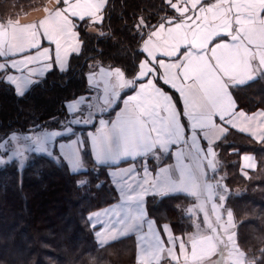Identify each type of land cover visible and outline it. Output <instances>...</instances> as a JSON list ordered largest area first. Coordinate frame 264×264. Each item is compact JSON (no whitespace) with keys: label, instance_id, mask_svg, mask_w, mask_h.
Returning a JSON list of instances; mask_svg holds the SVG:
<instances>
[{"label":"snow or ice","instance_id":"1","mask_svg":"<svg viewBox=\"0 0 264 264\" xmlns=\"http://www.w3.org/2000/svg\"><path fill=\"white\" fill-rule=\"evenodd\" d=\"M107 6L108 0H56V7L46 8L47 16L38 24L0 22V85L14 86L15 94L23 97L30 85L41 83L54 68L66 72L70 58L82 52L81 26L101 37L107 36L102 27ZM160 9L164 15L155 23L144 17L135 23L140 44L130 66H105L103 58L90 65L88 86L104 84L99 112L116 104L120 98L118 90L129 89L134 95L123 100L124 108L116 112L115 119L99 118L95 131L88 133V140L97 164H115L129 157L135 161L149 154L159 158L169 154L172 146L177 147L170 153L177 163L174 169L160 168L154 177L145 166L143 180L136 185L124 179L130 177L135 181V175L130 176L136 171L134 166L112 173L120 178L116 182L121 185V200L129 207L124 208L125 217L119 220L123 228L112 229L110 239L107 230L95 232L97 244L107 245L146 223L147 232L137 234L136 264H181V258L183 264H264V237H259L258 244L247 250L241 247L233 212L225 207V178L215 175V142L230 129L247 132L264 144V111L251 117L237 112L232 93L233 88L264 80V0H160ZM42 41H47V46ZM112 78L115 83L109 95ZM161 80L179 94L178 100L159 86ZM85 101L86 97L79 95L63 102L68 117L67 124L60 122L63 131H45L23 138L32 141L36 153L52 156L46 145L56 137L72 133L69 125L92 123L91 119L76 115ZM186 130H190V135L186 136ZM198 137L207 141L206 147H199ZM11 139L17 137L13 135ZM3 147L0 144V149ZM59 147L62 152L69 150L64 155L72 170L77 171L84 141L77 138ZM27 150L18 147L7 161L0 160V165L17 157L22 166ZM243 160L248 161L242 166V175L247 179L248 173L243 169H255L256 164L250 155ZM208 171L213 175L205 180ZM86 184L83 178L77 180L78 186ZM181 193L196 198L197 205L187 208L186 214L190 216L198 208L204 216V228L195 223L196 231L185 239L175 236L166 223L165 241L147 217L146 197L164 198ZM205 195L204 203H199ZM207 204L211 205L215 222ZM112 212L119 217V210L113 208ZM101 215H108V210L95 212L87 219L91 222ZM98 260L91 258V264H98Z\"/></svg>","mask_w":264,"mask_h":264},{"label":"trees","instance_id":"2","mask_svg":"<svg viewBox=\"0 0 264 264\" xmlns=\"http://www.w3.org/2000/svg\"><path fill=\"white\" fill-rule=\"evenodd\" d=\"M47 1L0 0V22L18 21L21 15L43 8ZM162 15L160 0H108L102 26L107 36L81 26L82 52L70 58L66 72L54 68L23 97H18L12 86L0 85V143L12 135L63 129L60 122L68 121L63 102L90 93V65L103 58L105 66H130L140 44L135 23L141 17L155 23ZM159 86L175 96L161 82ZM232 93L237 109L264 110V80L233 88ZM72 129L69 136L84 137L89 128ZM84 143V170L78 173H70L61 158L45 154L31 155L21 169L14 160L0 165V264H91V258H99L98 264H136L132 239L103 246L94 240L87 214L111 204L117 195L107 167L94 164L85 139ZM215 152V175L225 178L228 189L225 207L233 212L238 242L247 250L264 237V144L230 129L216 143ZM241 153H251L256 160L247 179L240 171ZM81 178L86 185H77ZM193 201L182 195L148 197L146 210L158 226L167 223L174 235H184L192 231L193 218L184 215L182 207Z\"/></svg>","mask_w":264,"mask_h":264},{"label":"crops","instance_id":"3","mask_svg":"<svg viewBox=\"0 0 264 264\" xmlns=\"http://www.w3.org/2000/svg\"><path fill=\"white\" fill-rule=\"evenodd\" d=\"M205 2H208V0H205ZM54 7H56V0H48L46 2V5L43 8H40V9H37V10H33V11H29V12L25 13L24 16H20L19 19H18V22H19V24L21 26L29 25V24H33V23H37L38 24L40 20L45 19L46 16H47V13L45 12V9L46 8L47 9H53ZM47 43H48L47 41H42V44L44 46H47ZM164 59L167 60L166 57H164ZM0 62H3V58H0ZM56 69L59 70L58 68H56ZM13 74H17L18 75V73H13ZM88 75H87V77H88ZM97 79H99V77H97ZM114 81H115L114 78H112L110 80L109 95H111V91H112L111 85L114 84L113 83ZM160 82L163 84V81L162 80ZM165 86H167L170 89V91H172L175 94V96H176V98L178 100L179 99V94L176 93L175 90L172 89L169 85H165ZM12 87L14 88V86H12ZM88 88H89L90 93L87 94V95H84L86 97V101L81 106H84V105L90 103L91 102L90 101V98H92L94 95H95V97H98V99H99L98 100L99 106L100 107L103 106V101H102L101 98L104 96V84L101 82L98 87H92V88H90L88 86ZM14 90H15V88H14ZM118 91L120 92V98L117 100L116 104H114L111 107V109H113L112 112L109 111V109H110L109 108L108 111H106V112H103V113L99 112V113L95 114L94 115V118H93V125L87 126L89 129H87L85 131L84 137L81 136L80 134H74L72 136H69L70 134H68V135L60 136V137L67 136V137L62 138V139H59L60 137H56L52 141H50L48 145H46V147L49 148L50 145H52V143L56 139H59V140H57V142H55L54 149H56V152H58V154L60 155V157L64 160V163L66 164V167H67L68 171L70 173H78V172H81V171L84 170V167H83V165L81 163V151L82 150L80 151V157H79L80 158V167L78 168L77 171L74 172L72 170V164L70 163L69 159L64 155V152H67L69 150L67 148H65L63 150V152H62L61 149H60V147H59V145L61 143L67 145L72 140L77 139V138H79L82 141H84V139H85L86 142H87V146H88V150H89L91 159L94 162V164L97 165V166H106L107 167V176H108V179H109L111 185L113 186V188H114V190L116 192L117 197H116V200L114 202H112L111 204H109V205H107L105 207L99 208L97 210H94V211L88 213L87 216H86V219H87L91 214H93L95 212L104 213L105 210H108V215H101L98 220L94 218L93 221L89 222L88 219H87L88 225L92 229V234H93V237H94V240H95L96 243H97V240H96V237H95V232L96 231H102V232H104V231L107 230V234H108L109 239H110V233H111V230L112 229L123 228V225H120L119 224V220L124 219V217H125L124 208L129 207L128 205H125V204L122 203V200H121V190H122L121 189V185L116 182L120 178L119 177H114L112 175L113 172H116L119 169L124 168V167H128L130 165L134 166L135 169H136V171L134 173L130 174V176L131 175H135V177H136L135 181L131 180L130 177H125L124 179L125 180H128L129 183H133L134 185H136L140 181L143 180V168L145 166L148 167L149 171L152 173V175L154 177L155 174H156V172L159 171L160 168L168 167L170 169H174V167H175V165L177 163L176 158L170 154L171 152H174V151L177 150V147L176 146H172L170 148L169 154H162L159 158H157V157L149 154L147 156L137 157V159L135 161H132L131 158L129 157V158L123 159V160H121V161H119L118 163H115V164H113V163L97 164L95 162V157L92 155V151H91V144H90V141L88 140V133L95 131V128H96V126H98V123H99V118L103 117L106 120L115 119L116 112H118V111H120V109L124 108L123 100L124 99H127V96L128 95H134V93L131 90H129L128 92H126L124 95L122 94L123 93L122 92L123 90H118ZM168 93L171 94L170 92H168ZM180 108L182 110V108H183L182 103L180 105ZM236 111L237 112H240V111H243V110H240V109H237L236 108ZM261 111H264V110H262V109H256V110L251 111V112H245V111H243V112L246 114V116L251 117L254 113H259ZM110 112H111V114H110ZM216 119L218 120V118H216ZM184 123L185 124L188 123L186 118L184 120ZM223 126L224 127H227V125H223ZM232 129L234 131H237L239 133H242V134L250 137L252 140H254L250 135H248L247 132H240L236 128H232ZM58 131H61V130H58ZM41 133L42 132H39L36 135H39ZM216 134L218 135V133H216ZM188 135H190V130H186V136H188ZM198 139L200 140L199 147H201V148L206 147L207 141L204 140L202 137H198ZM218 141L219 140H217L215 142V144ZM254 141H256V140H254ZM256 142H258V141H256ZM245 155H250V156H253L254 157V155L251 154V153H241L240 154V171L241 172H242V166L248 164V161L243 160V157ZM187 162L188 161L186 160L185 163H187ZM254 163L256 164L255 157H254ZM251 170H254V169L253 168H244L243 169V171H246V172L251 171ZM175 174L178 175V173H175ZM210 174H211V172L208 171L207 174H206V176L204 177V179L205 180H208L210 178ZM178 195H182V196H186V197H189V198L194 199V201L191 203L193 205H194V203L196 201V198L195 197H190V196H188L186 194H183V193L178 194ZM148 197H152V196H148ZM148 197H146V199ZM156 198H160V197H156ZM201 198L204 199V201H205L206 200V195L205 196H202ZM214 199H216L215 196H214ZM217 202H218V200H217ZM191 204H189L188 206H191ZM132 207H134V205ZM206 207H207V209L209 211V214H210V217H211V205L210 204H207ZM113 208H116L117 210H119V212H120L119 217H117V216L114 215V213L112 212V209ZM146 213H147V210H146ZM147 217H148V219L153 220L152 218L149 217L148 214H147ZM211 218H212L213 222H215V218L214 217H211ZM223 218L226 219V214L224 215ZM192 221H193V219H192ZM153 222L155 223L154 220H153ZM93 224L95 225L94 228L92 226ZM155 225H156V229L155 230L157 232H160L161 233V238L166 241L167 240V237L163 235V225L164 224H162L161 226H158L155 223ZM192 226H193L192 231H190L188 233H185L184 235H175V236H179V237H182V238H185L186 239L188 234H192V233H194L196 231V228L193 225V222H192ZM203 228H204V226L201 227V229H203ZM139 232H144V233L147 232V224L146 223H143L142 224V227H139L136 231L129 232V234L127 236H124V237H121V238L117 239V240H120V239H123V238H130V239L133 240V243H134L135 263H136V252H137V249H136V241H137V234ZM117 240H115V241H117ZM112 242H114V241H110L109 243H112ZM100 246H103V245H100ZM189 251H190V246H189ZM177 252H178V247H177ZM181 264H183V259L182 258H181Z\"/></svg>","mask_w":264,"mask_h":264},{"label":"rangeland","instance_id":"4","mask_svg":"<svg viewBox=\"0 0 264 264\" xmlns=\"http://www.w3.org/2000/svg\"><path fill=\"white\" fill-rule=\"evenodd\" d=\"M25 15V14H24ZM24 15H21V16H24ZM115 83V81L113 82ZM128 89H123V93L124 94ZM98 97H95V95L90 98V103L84 105V106H81V111L79 113H77L76 115L80 116L81 119H84V118H89L92 120V123L91 124H78V125H69L71 126L72 128H80V129H84L85 127L87 126H90V125H93V118H94V115L99 113L98 111V108L100 107L99 106V103H98ZM89 105H92V107L90 108ZM111 109V108H110ZM109 109V111H110ZM45 131H53V130H44ZM55 131H58V130H55ZM61 131H63V129H61ZM43 132V131H41ZM39 132H33V133H29V134H17L15 135L17 137L16 140H12L11 137L13 136H9L7 137L3 142H1L0 144H3L4 147L2 149H0V160H5L7 161L8 160V157L12 155V153L18 148V147H22V148H26L28 149L27 151H25L24 153V157H23V164L21 166V160L20 158H17V157H13L12 160H14L16 162V165L19 169H21L25 162L27 161V159L33 155V154H45L47 155V153H36L34 151L35 149V145L32 143V141L30 140H25L23 137L25 136H28V135H32V136H35L36 134H38ZM59 139H62V137H60ZM59 139H56L52 145H50V147L48 148L51 152H52V156L54 158H61L60 155L58 154V152H56V149H54V144L55 142H57V140ZM50 156V157H52ZM61 160L64 162V160L61 158ZM197 200L195 201L194 205L191 204V206H184L182 207V213L184 215H187L186 214V209L189 208V207H194L197 205ZM199 203H204V199L201 198V200L199 201ZM192 218H193V225L195 226V223H199L200 224V227H203V220H204V216H203V213L200 212L198 210V208L196 210L193 211V213L190 215Z\"/></svg>","mask_w":264,"mask_h":264}]
</instances>
